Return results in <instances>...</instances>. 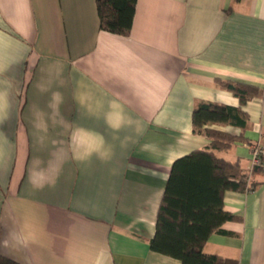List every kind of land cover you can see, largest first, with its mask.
<instances>
[{"label":"crops","instance_id":"crops-1","mask_svg":"<svg viewBox=\"0 0 264 264\" xmlns=\"http://www.w3.org/2000/svg\"><path fill=\"white\" fill-rule=\"evenodd\" d=\"M258 90L242 104L218 80ZM239 106L241 135L215 153L252 185L206 253L264 264V0H136L127 34L96 0H0V253L14 264H181L152 249L172 162L210 138L197 101Z\"/></svg>","mask_w":264,"mask_h":264},{"label":"trees","instance_id":"trees-1","mask_svg":"<svg viewBox=\"0 0 264 264\" xmlns=\"http://www.w3.org/2000/svg\"><path fill=\"white\" fill-rule=\"evenodd\" d=\"M135 5L136 0H96L100 27L127 34ZM218 83L238 96L241 104L258 90L231 79L218 80ZM246 118L239 106L196 102L192 110L193 130L203 132L210 142L172 162L156 214L155 233L150 239L152 249L179 258L181 264H238L234 258L202 250L212 231L218 230L224 220L235 218L223 208V192L244 190L252 185L237 161L215 153V150L228 148L241 135L208 124L223 122L244 127ZM0 264H14V260L0 253Z\"/></svg>","mask_w":264,"mask_h":264},{"label":"built area","instance_id":"built-area-1","mask_svg":"<svg viewBox=\"0 0 264 264\" xmlns=\"http://www.w3.org/2000/svg\"><path fill=\"white\" fill-rule=\"evenodd\" d=\"M250 148V169L255 166L264 167V141L257 139L248 144Z\"/></svg>","mask_w":264,"mask_h":264}]
</instances>
